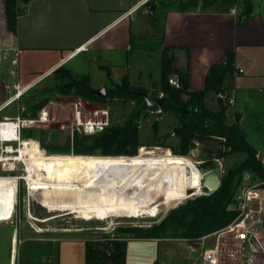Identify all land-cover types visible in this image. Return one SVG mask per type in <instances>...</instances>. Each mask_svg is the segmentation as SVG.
<instances>
[{
	"label": "crops",
	"instance_id": "1",
	"mask_svg": "<svg viewBox=\"0 0 264 264\" xmlns=\"http://www.w3.org/2000/svg\"><path fill=\"white\" fill-rule=\"evenodd\" d=\"M203 4L204 0L180 7L169 5L167 0H19L22 13L13 29L8 0H0V49L21 51L19 72L23 86L46 82L57 68L64 67L76 76H89L93 89L112 88L125 76L132 85L140 86L131 80L136 54L148 58L161 55L162 59V49L168 46L174 49L176 65L188 70L191 88L200 90L209 67L225 63L232 53L236 71L225 86L234 93L231 109L236 119L242 108L248 111L249 92L264 93V0H254L253 11L245 22L239 21L240 6L233 13L232 7L211 8L213 4L203 8ZM140 10L141 15H137ZM81 46L84 47L76 50ZM8 78L6 60L0 65V121L14 116L4 113L7 107L2 106L8 97ZM160 81H152L149 89ZM91 239L66 235L48 238L59 245L44 252L46 261L40 264H89L86 241ZM160 239L127 238V264H157L152 252L148 257L144 252L148 246L145 244H149L146 242L154 245ZM252 243L253 248H259ZM252 253L249 264H264V250ZM21 259L17 249L16 264H24ZM10 263L11 260L1 264Z\"/></svg>",
	"mask_w": 264,
	"mask_h": 264
},
{
	"label": "rangeland",
	"instance_id": "2",
	"mask_svg": "<svg viewBox=\"0 0 264 264\" xmlns=\"http://www.w3.org/2000/svg\"><path fill=\"white\" fill-rule=\"evenodd\" d=\"M158 1L160 2L161 0ZM167 1L169 5L176 7L190 6L186 3L188 0ZM198 1L200 3L202 0ZM208 7L209 6L203 4V8ZM211 8L225 9V6L222 4V0H217L214 7ZM141 13L142 10L137 12V15H141ZM160 59L161 55L148 58L145 54H136L134 61L136 65L134 69H131L132 83L140 84V87L144 88L151 96L161 95L157 84H154L155 86L149 89L152 81L161 79L162 65ZM63 81L64 80L59 77V74L53 75L51 78L47 79L46 82L32 87L21 100L16 101L3 112L16 115L21 104L29 107L33 103L43 101L46 97L45 95L39 94V92L44 87L60 86ZM240 93H238V99ZM69 95H75V93L71 92ZM60 96L65 95L59 90H55L49 94L48 98L50 100H45V104L41 108L48 109L49 120L42 123L33 132L30 130L27 133H32L34 135L33 140L38 141L40 147H42L47 156L128 158L139 154L180 155L174 153L171 148V145H177L179 143V139L173 134V129L178 124L179 119L178 116L172 113L161 112L159 109L149 108L142 110L138 116H134L137 111L136 100L132 98L109 97L104 101V103L108 105L106 110H82L77 115V110L79 109H77V105L74 103H58L56 97ZM248 98L249 102L246 104L248 106V111H245L244 108L239 111L241 113L239 124L250 143L258 151L260 160L264 162V93L259 90H254L248 93ZM209 104L215 107V100H210ZM41 109H38L35 115H38ZM130 118H133V121L138 124L139 128V139L142 145L138 148L137 154H102L99 148L95 150L93 154L83 152V145L93 143L95 137L98 136L101 131L93 133L85 132L84 127L79 124L80 121L104 120L109 122L107 126L109 127L124 125ZM234 121L233 110L229 109L228 122L232 123ZM76 136L80 137L81 140L78 146L74 142ZM216 145L217 143L212 141L209 147L216 149ZM206 146L208 145L204 143H196L189 153L184 155L197 162L202 172L206 170L202 164L209 155V152L205 150ZM213 153H215V151ZM245 157V153H237L221 159V165L216 161L217 165H220L223 169L221 177L228 169L237 166ZM23 167V164L19 163L15 171L16 174L23 175ZM0 174H9V172L0 170ZM244 179H250L249 174H245ZM19 184L18 200L14 213L7 216L5 220H0V264L10 262L15 236L18 237L17 249L19 259L22 258L21 260L24 264H40L41 261H46L44 252L55 247V245H59L58 243L49 241L48 238H58L64 235L72 239L90 237L96 240L99 238L103 239L104 235H108L107 237H130L132 235L123 233L119 228L126 226L146 227L158 224L172 209L178 207L188 199L196 195H201L203 192L205 193L207 191L206 188H203L202 193L182 199L180 202L167 208L163 207L156 215L146 214L143 215V217L134 215L135 217H133L131 215L121 214L111 216L110 214L104 217L84 218L75 213H67V211L52 212L47 210L40 202L29 195L27 184L24 180H20ZM1 200L2 199H0V204H2ZM31 214L36 218L31 217ZM259 218H264V214H256L254 216V226L261 231L264 238V222H259ZM42 219L47 220L42 221ZM215 241L216 237L210 236L206 243L210 246L214 245ZM146 243L149 244H145L148 246L145 248L146 252H144V254L148 257L149 252H152L156 258L157 264L200 263L199 256L202 252L203 245H200L197 249H193L189 246V242H184L176 238H162L155 242L154 245L150 244L151 242ZM243 245L244 255L242 257V264H249V258L253 252V243L251 239H248Z\"/></svg>",
	"mask_w": 264,
	"mask_h": 264
},
{
	"label": "trees",
	"instance_id": "3",
	"mask_svg": "<svg viewBox=\"0 0 264 264\" xmlns=\"http://www.w3.org/2000/svg\"><path fill=\"white\" fill-rule=\"evenodd\" d=\"M216 1L204 0V4L211 6ZM18 2L19 0H8L9 22L13 29L22 12ZM186 3L195 5L197 0H188ZM222 4L225 9H230L234 5L240 6L239 21L245 22L253 11L254 0H222ZM161 65V81L157 85L159 92L163 93L161 112L172 113L179 119L173 129V134L179 139V143L171 145L173 152L186 155L196 143L207 144L205 150L209 155L202 164L206 169L218 166L216 162L218 159H224L232 154L245 153L246 157L237 166L227 170L221 177V185L217 190L188 199L172 209L160 223L146 227H120L119 230L132 235L130 236L132 238H182L195 243L202 236L225 228L237 217L235 199L244 175L249 174L252 183L264 182V162L257 157L258 151L241 128L239 116L236 115L234 122H228L229 105L222 94L228 90L225 86L227 78L234 76L236 71L232 53L228 54L225 63H214L209 67L204 88L200 90L191 88L188 70L176 65L172 47H163ZM55 73L64 80L62 85L44 87L39 92L46 98L28 107L33 115L44 106L45 100H50L48 96L55 90L61 91L65 96L71 92L75 95H92L93 87L89 76H76L64 67L57 68ZM172 77L177 79L178 86L170 82ZM107 90L109 97L136 100L137 111L134 116H138L144 109L155 108L148 106L146 99L138 94L145 89L132 85L127 76L121 83L114 84ZM210 100H215V107L209 104ZM26 136L34 137L32 133ZM212 141L217 143L216 149L209 147ZM74 142L78 146L81 143L80 137L76 136ZM141 145L138 124L130 118L124 125L105 128L95 137L93 143L83 145V152L93 154L99 148L102 154L135 155ZM107 236L104 235L103 239L93 238L86 241L87 263L127 264L129 236Z\"/></svg>",
	"mask_w": 264,
	"mask_h": 264
},
{
	"label": "bare ground",
	"instance_id": "4",
	"mask_svg": "<svg viewBox=\"0 0 264 264\" xmlns=\"http://www.w3.org/2000/svg\"><path fill=\"white\" fill-rule=\"evenodd\" d=\"M19 151L17 160L6 165L12 169L21 162L23 175L0 174V220L14 213L20 179L27 184L29 195L47 210L84 218L156 215L163 207L203 192L202 171L197 162L184 155L47 156L38 141L26 138ZM17 244L15 236L13 259Z\"/></svg>",
	"mask_w": 264,
	"mask_h": 264
},
{
	"label": "built area",
	"instance_id": "5",
	"mask_svg": "<svg viewBox=\"0 0 264 264\" xmlns=\"http://www.w3.org/2000/svg\"><path fill=\"white\" fill-rule=\"evenodd\" d=\"M29 1L31 0H26L25 3ZM237 6L238 5H234L230 11L236 13ZM82 47L84 46H81L76 50H80ZM20 53V50L9 51L0 49V65H3L6 60L9 65V78L7 80L8 97L2 105L4 108L9 107L16 101L21 100L26 92H28L33 87L31 84L23 86L20 82ZM170 82L176 86L179 85L175 77H172ZM222 95L226 97L229 109H231L235 104V96L233 91L227 90L225 94ZM160 96H163V93H161ZM159 110L161 111V109ZM80 111L82 110H77V115L80 113ZM48 120L49 111L47 108L41 109L38 115H33L27 106L21 104L16 115L5 116L0 121L1 171L9 172V174L15 173L19 163L21 162H19L17 166L12 169L6 165V162H15L17 160L16 157L20 155L19 149L24 138H34L26 137L25 131L27 129L36 130L37 127ZM79 124L84 127L85 132L93 133L104 130L109 125V122L104 120H85L80 121ZM9 148H11V150H9ZM257 157L260 158L258 153ZM217 161L219 163L221 162L219 159ZM210 169H206L202 172V179H204L205 174ZM17 175L20 176V174ZM249 178L250 179L248 180L243 179V182L236 194L235 205L238 210L237 217L225 228L204 235L196 241L199 243V246L203 245L202 252L199 256V264H242V257L244 255L243 244L248 241V239H251L261 250H264V238L262 233L254 226V216L256 214H264V182L258 181L252 183L250 181V175ZM202 188H205L203 182ZM209 192L210 191L207 190L202 194H207ZM258 220L261 223L264 222V218H259ZM210 236H215L216 241L214 245L209 246L207 245L206 241ZM10 264H16L15 259H11Z\"/></svg>",
	"mask_w": 264,
	"mask_h": 264
},
{
	"label": "water",
	"instance_id": "6",
	"mask_svg": "<svg viewBox=\"0 0 264 264\" xmlns=\"http://www.w3.org/2000/svg\"><path fill=\"white\" fill-rule=\"evenodd\" d=\"M105 92V87H101L99 89H94L93 93L95 95H102L101 92ZM139 95L143 96L146 99V103L150 107H155L158 109H162L163 107V96H151L149 93L145 91L138 92ZM56 101L58 103H74L80 110H89V111H96V110H106L108 105L105 103H99L90 101L84 97L77 96V95H67V96H60L56 97ZM221 174L222 168L220 166H216L210 169L204 176L203 185L204 187L213 192L217 190L221 185ZM190 247L193 249H197L199 247V243H190ZM261 250L257 247L253 248L252 255L256 254V252H260Z\"/></svg>",
	"mask_w": 264,
	"mask_h": 264
},
{
	"label": "flooded vegetation",
	"instance_id": "7",
	"mask_svg": "<svg viewBox=\"0 0 264 264\" xmlns=\"http://www.w3.org/2000/svg\"><path fill=\"white\" fill-rule=\"evenodd\" d=\"M94 90V89H93ZM102 95L98 96V95H95L92 91V95L91 96H82V95H77V96H81V97H84L90 101H94V102H99V103H104V101L106 99L109 98L108 96V90H107V87H105V92L102 91L101 92ZM16 173V172H15Z\"/></svg>",
	"mask_w": 264,
	"mask_h": 264
}]
</instances>
